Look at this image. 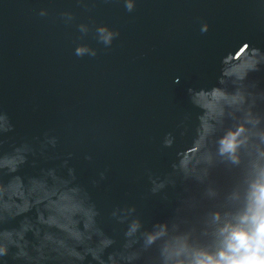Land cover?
<instances>
[{
    "label": "water",
    "instance_id": "water-1",
    "mask_svg": "<svg viewBox=\"0 0 264 264\" xmlns=\"http://www.w3.org/2000/svg\"><path fill=\"white\" fill-rule=\"evenodd\" d=\"M100 26L118 33L110 45L99 40ZM81 44L96 55L77 56ZM262 58L264 0H134L132 11L125 0H0V115L12 125L0 134V151L29 146L26 177L47 168L66 176L68 160L114 248L123 242L122 209L133 207L131 217L145 227L167 222L208 243L211 214L234 211L229 196L245 192L256 147L241 148L239 165L216 157V140L240 114L226 115L201 141L200 110L187 90L216 85L222 59L231 75ZM249 81L264 92V62ZM253 110L264 127V100ZM169 133L173 144L165 147ZM46 135L55 147H42ZM184 156L201 161L194 172L179 168ZM153 180L165 187L153 193Z\"/></svg>",
    "mask_w": 264,
    "mask_h": 264
},
{
    "label": "clouds",
    "instance_id": "clouds-1",
    "mask_svg": "<svg viewBox=\"0 0 264 264\" xmlns=\"http://www.w3.org/2000/svg\"><path fill=\"white\" fill-rule=\"evenodd\" d=\"M125 6L132 11L134 0H125ZM40 15L46 12L42 10ZM80 29L86 32L87 26L80 25ZM97 33L105 45H110L118 35L106 26H100ZM75 54L95 56L96 50L81 44ZM262 62L264 58L243 74L228 75V66L222 59L216 85L187 90L191 104L200 110L201 141L217 125H222L226 115L240 114L239 122L224 129L216 140V157L239 165L241 148L253 141L256 147V160L244 194L234 191L228 198L235 210L211 214L210 242L196 243L188 233L181 232L176 225L170 227L167 222L145 227L139 217H131L133 207L122 209L126 213L119 218L121 224H126L123 242L114 248L116 238L105 231L100 208L91 192L78 182L68 160L62 165L67 168L66 176L60 169L47 168L26 177L20 172L32 150L23 145L11 152L0 151V261L6 264L5 258L10 257L17 264H264V127L262 117L253 110L257 100H264V92L254 90L249 81ZM11 129L7 115H0V134ZM173 140L169 133L164 146L171 147ZM56 143L55 137L46 135L42 147H55ZM212 161V154L203 158L204 163ZM199 163L184 156L179 168L189 174ZM4 176L10 178L5 182ZM103 179L102 172L100 180ZM92 183L96 186L99 181ZM152 184L153 193L165 187L156 180ZM209 195L216 193L210 189ZM112 215L116 216V212ZM153 250L155 255H149Z\"/></svg>",
    "mask_w": 264,
    "mask_h": 264
}]
</instances>
